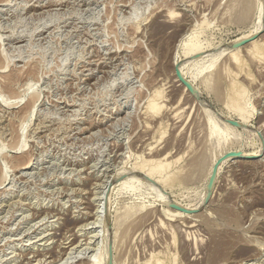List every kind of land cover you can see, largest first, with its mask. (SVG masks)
I'll use <instances>...</instances> for the list:
<instances>
[{"label": "rangeland", "instance_id": "rangeland-1", "mask_svg": "<svg viewBox=\"0 0 264 264\" xmlns=\"http://www.w3.org/2000/svg\"><path fill=\"white\" fill-rule=\"evenodd\" d=\"M254 39L264 0H0V264H264Z\"/></svg>", "mask_w": 264, "mask_h": 264}, {"label": "bare ground", "instance_id": "bare-ground-1", "mask_svg": "<svg viewBox=\"0 0 264 264\" xmlns=\"http://www.w3.org/2000/svg\"><path fill=\"white\" fill-rule=\"evenodd\" d=\"M36 10V9H35ZM172 12V11H171ZM259 27V26H258ZM256 28V29H254V30H252V31H250V32H248V33H246V34H244V35H242V36H240V37H238V39H236V40H234L233 41V43L235 42V41H241V39H246L245 37H251V36H253L254 35V33H256L258 30H260V27H261V25H260V27L259 28ZM256 35V34H255ZM254 35V36H255ZM264 45V43H260V41L258 40V39H254V40H252L250 43H248L245 47V51L246 52H250V53H252V52H254L255 53V51H257L258 52V50H259V48H261L262 46ZM153 47H154V45H153ZM156 47V46H155ZM154 47V48H155ZM153 48V49H154ZM228 48V47H227ZM227 48H225V49H227ZM241 49H244V48H236L235 49V51L236 52H233L232 54H231V57L233 58V59H235V60H239V54H238V51L239 50H241ZM155 50L157 51L158 49H156L155 48ZM159 51V50H158ZM209 50H206L205 48H198L197 47V44L196 43H194V42H191L190 44H189V48H188V50H187V53L189 54V53H191V54H196V55H199L200 53H206V52H208ZM223 51H225V50H223ZM204 53V54H205ZM190 54V55H191ZM134 55V54H133ZM207 55V54H206ZM141 56V55H140ZM188 56V55H187ZM200 56V55H199ZM189 57V56H188ZM201 57H202V55H201ZM200 58V57H199ZM175 65H177V64H175ZM157 70V69H156ZM177 70H179V69H177ZM180 70H181V72H182V75L184 76V72H183V69H182V67H180ZM11 72V71H10ZM13 72V71H12ZM31 72V71H30ZM16 73V72H15ZM27 73V72H26ZM151 73V72H150ZM159 73V72H158ZM174 73V72H173ZM6 74V73H5ZM9 74V73H8ZM14 74V73H13ZM30 74V73H29ZM181 74V73H180ZM7 76V75H6ZM11 76H12V74H11ZM8 77V76H7ZM6 77V78H7ZM15 76H13L12 78H14ZM185 77V76H184ZM186 78V77H185ZM21 79V78H20ZM187 80H188V78H186ZM173 81H175L176 82V84L177 85H179V87L182 89V91L183 92H186L187 94H189L190 95V92L191 91H188L187 89H186V87L181 83V82H179L177 79H176V76H175V74H174V77H173V79H172ZM6 81V80H5ZM14 81V80H13ZM26 81V80H25ZM172 81V82H173ZM191 84H192V87H194V90H196V87L194 86V84L192 83V81L191 80H188ZM11 82V79L10 80H8V83H10ZM187 82V81H186ZM25 83V82H24ZM27 83H29L28 81H27ZM5 84V83H4ZM175 84V85H176ZM10 85L12 86V84L10 83ZM26 85H28V84H26ZM8 87V86H7ZM11 88V87H10ZM13 95V94H12ZM14 96V95H13ZM17 96H19V95H17ZM16 96V97H17ZM8 97H10V96H8ZM15 97V98H16ZM14 99V98H13ZM33 99V98H32ZM32 99H30V100H32ZM34 100V99H33ZM16 101V100H15ZM30 102V101H29ZM32 102V101H31ZM153 103V102H152ZM14 104V103H13ZM9 105V104H8ZM31 105V104H30ZM152 105V104H151ZM29 106V105H28ZM241 106V105H240ZM31 107H32V105H31ZM150 107H153V106H150ZM155 107V106H154ZM236 107V106H235ZM235 107H232V108H235ZM243 107V106H242ZM237 108V107H236ZM239 108H241V107H239L238 106V109ZM25 109V108H24ZM20 110V109H19ZM31 110V109H30ZM25 111V110H24ZM31 111H33V110H31ZM236 111H237V109H236ZM19 112V111H18ZM238 112V115H239V123H241V124H244L245 122H246V120H247V117L245 116V114L243 113V111L240 109L239 111H237ZM30 113V112H29ZM29 113L27 114V115H29ZM26 116V115H25ZM24 116V117H25ZM23 118V117H22ZM22 118L20 119V120H22ZM30 119V118H29ZM27 120V119H26ZM26 122V121H25ZM22 123V122H21ZM42 126V125H41ZM228 126V125H227ZM232 127V126H231ZM22 128V127H21ZM38 128V127H37ZM227 128V127H226ZM22 142V141H21ZM20 142V144H22ZM17 144H19V143H17ZM19 144V147L21 146ZM15 145V144H14ZM15 146H13V148H14ZM13 148H12V150H13ZM16 148V147H15ZM21 148V147H20ZM260 148H258V149H256V150H252V151H242V150H236V151H239L240 153H242V155H246V156H257V155H259L260 153ZM19 151V150H18ZM21 151V150H20ZM22 152V151H21ZM166 152V151H165ZM20 154V153H19ZM10 156V155H9ZM17 156V155H16ZM21 157V156H20ZM25 157V156H24ZM27 159V158H26ZM25 159V160H26ZM22 160V159H21ZM24 160V161H25ZM30 160V159H29ZM15 161H16V159H15ZM17 161H18V159H17ZM14 162V161H13ZM20 162V161H19ZM17 163V162H16ZM26 163V162H25ZM222 165V164H221ZM20 166V165H19ZM25 166H27L26 164H24L23 165V167L22 168H24ZM15 167V166H14ZM18 167V166H17ZM221 167V166H220ZM19 168V167H18ZM154 168V170H157V169H159L160 168V165L159 164H157L155 167H153ZM136 170L137 171H140L141 170V166H137L136 167ZM210 171H211V167L209 168V173H210ZM136 172V171H135ZM134 173V172H133ZM178 177V176H177ZM180 177H181V175H180ZM178 179V178H177ZM163 181V180H162ZM178 181V180H177ZM216 181V180H215ZM165 182V181H164ZM164 182H162V183H164ZM0 183H1V181H0ZM156 188V187H155ZM159 191V190H158ZM162 192V191H161ZM160 192V193H161ZM159 194V193H158ZM160 199H162V201L164 202V203H166V205L169 203V202H173V203H175L177 206H180V207H183V206H185V207H188V209H190V210H193V209H195L197 206L195 205V206H191V205H189V206H187V205H183L182 203H180V202H178V201H176V200H174V199H170L168 196H166V195H164V194H162L161 193V198ZM201 206V205H200ZM168 209H169V211H168ZM166 211H167V213H168V215H170L171 216V218L172 217H179V218H188V217H191L192 215L191 214H188V213H185V212H182V211H180V210H175V209H172V208H168ZM186 210V209H185ZM42 215V214H41ZM83 219V218H82ZM89 222V221H88ZM91 224V223H90ZM86 225V224H85ZM82 227V226H81ZM93 236V235H92ZM95 237V236H94ZM75 242V241H74ZM73 242V243H74ZM82 242V241H81ZM66 243V242H65ZM76 243V242H75ZM75 245V244H74ZM78 245V244H77ZM76 245V246H77ZM80 245V244H79ZM72 246V245H71ZM71 248H74V250H75V247L73 246V247H70V249ZM83 248V247H82ZM81 248V250L82 251H84V249H82ZM64 249V248H63ZM69 249V248H68ZM76 250H78V249H76ZM76 250L74 251V252H76ZM81 250L80 251H78L77 253H78V255L80 254V253H82L81 252ZM86 250H88L87 248H86ZM73 251V250H72ZM72 251L71 252H69V250L67 251V253L65 254V255H68V258H70L71 257V253H72ZM86 252V251H85ZM106 253H107V251H106ZM83 254V253H82ZM81 254V255H82ZM64 255V256H65ZM80 255V256H81ZM70 256V257H69ZM223 256V255H222ZM225 256V255H224ZM62 257V256H61ZM74 257V256H73ZM78 257V256H77ZM95 257H96V255H95ZM66 259H67V256L65 257ZM64 258V259H65ZM80 258V257H79ZM81 258H82V256H81ZM86 258V257H85ZM216 258V257H215ZM61 259H63V257L61 258ZM78 260V259H77ZM84 260V259H83ZM59 261H60V259H59ZM64 261V260H63ZM62 261V262H63ZM79 261V260H78ZM85 261V260H84ZM91 261V260H90ZM93 261V260H92ZM89 262V259H88V262H87V259H86V263H84V262H80L81 264H103V263H101L100 261H98V260H96V261H94V262ZM51 262V261H50ZM57 262V261H56ZM80 263H78V264H80ZM43 264V263H42ZM58 264V263H57ZM114 264H115V262H114Z\"/></svg>", "mask_w": 264, "mask_h": 264}, {"label": "water", "instance_id": "water-1", "mask_svg": "<svg viewBox=\"0 0 264 264\" xmlns=\"http://www.w3.org/2000/svg\"><path fill=\"white\" fill-rule=\"evenodd\" d=\"M237 45V44H236ZM184 84L186 85V87L188 88L189 91H191L192 93H194V90L193 88L186 82H184ZM233 155H236L238 157H242L241 155H238V154H233ZM213 175L214 173L211 175V178H210V182L213 180ZM169 205L172 207V208H175V209H178V210H183L181 207H178L177 205L173 204V203H169Z\"/></svg>", "mask_w": 264, "mask_h": 264}]
</instances>
